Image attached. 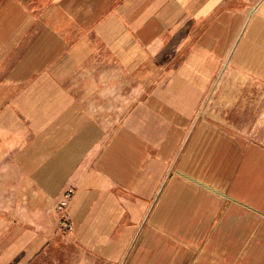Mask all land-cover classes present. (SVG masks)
<instances>
[{
	"label": "crops",
	"instance_id": "0c3cea01",
	"mask_svg": "<svg viewBox=\"0 0 264 264\" xmlns=\"http://www.w3.org/2000/svg\"><path fill=\"white\" fill-rule=\"evenodd\" d=\"M92 76L125 78L126 100L63 174L68 228L45 231L53 167L27 145L94 125ZM6 159L30 178L0 194V264H264V0H0Z\"/></svg>",
	"mask_w": 264,
	"mask_h": 264
},
{
	"label": "rangeland",
	"instance_id": "374dc122",
	"mask_svg": "<svg viewBox=\"0 0 264 264\" xmlns=\"http://www.w3.org/2000/svg\"><path fill=\"white\" fill-rule=\"evenodd\" d=\"M172 52H179V49L177 47H172L169 50V55L172 54ZM158 66H162V61L158 60L157 63H155ZM96 65L92 62L89 63L87 68L88 70L92 69V73L94 71V68ZM98 67V66H97ZM96 67V68H97ZM79 82V80H75ZM126 79L120 77H117V79H95L94 76L92 78L87 79V90H88V96L87 100H90L92 102L87 103V114H88V122L93 123L92 126H82V127H71V136L70 137H63L64 130L66 132V129L63 127H54V128H47V127H39V141L37 144H28V148L30 150H34L37 147V151H39V166H40V174L43 172L46 174V168L51 165L53 167V176H54V191L50 190L49 192L45 190V188L41 189L39 192V198L41 200L39 208H38V214H39V220H40V229H44L45 231L52 230L53 228H57L62 224V227L68 228V224L61 222V207L65 204H61V200H67L66 197V191L67 189H71V185L64 186L63 185V174L67 171H71L73 167L80 161L78 158H76L77 154H75V151H86L90 149L91 151L96 150L97 148H100L101 145L104 143V141L107 139V137L112 133V131L115 129V127H111L110 125H102L98 126V123L106 122V119L108 118H118L119 115H121V108L122 105L118 104L117 101H122V98L124 97L126 100L127 96V89L128 87L125 85ZM109 85L110 92L112 91V95L107 94L108 91L105 89L103 90V87H106L105 85ZM138 86V82H135V87ZM77 91V89H75ZM102 94L101 95V92ZM130 91V90H129ZM140 91L135 93L136 101L143 95V93H139ZM112 99L110 104H101L97 102L98 100L101 101V99ZM124 100V101H125ZM95 104V106H94ZM102 106V109H99V107ZM117 106L119 108L117 111L116 109H113ZM77 115V113H75ZM75 118H78L76 116ZM75 121H77L75 119ZM34 129V128H33ZM81 132L82 135H87L86 137L89 138L91 135L94 134V136H97L96 143H75L74 140L76 139L75 136ZM32 146V148H30ZM36 146V147H35ZM52 153L51 158H46V155H50ZM54 153V154H53ZM71 156V158H70ZM25 163V162H24ZM14 163H11L10 159H6L4 161V173H1L0 175V187H3L4 189L0 191V194L2 198H11L16 193V190H14V183L15 179L17 178L18 182H27L30 178L29 175L24 174H14ZM51 167H49L48 170H51ZM43 170V171H42ZM45 179H42L40 177V187L45 186ZM43 183V184H42ZM66 202V201H65ZM28 212V211H27ZM29 213V212H28Z\"/></svg>",
	"mask_w": 264,
	"mask_h": 264
},
{
	"label": "built area",
	"instance_id": "2783aa9c",
	"mask_svg": "<svg viewBox=\"0 0 264 264\" xmlns=\"http://www.w3.org/2000/svg\"><path fill=\"white\" fill-rule=\"evenodd\" d=\"M69 193H70V189H67V191H66V196H68L69 195ZM67 198V197H66ZM66 201V200H65ZM65 201L64 200H61V204H63V203H65ZM65 223H67L68 224V222H65ZM68 226H69V224H68Z\"/></svg>",
	"mask_w": 264,
	"mask_h": 264
}]
</instances>
